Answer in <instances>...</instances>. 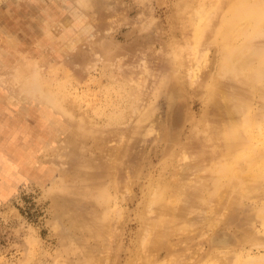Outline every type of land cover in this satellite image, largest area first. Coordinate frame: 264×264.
<instances>
[{
    "label": "rangeland",
    "instance_id": "rangeland-1",
    "mask_svg": "<svg viewBox=\"0 0 264 264\" xmlns=\"http://www.w3.org/2000/svg\"><path fill=\"white\" fill-rule=\"evenodd\" d=\"M222 1L225 9L212 30L216 42L209 47L216 64L193 96L187 70L191 59L177 76L169 72L171 55L184 38L179 28L185 22L177 10L182 0H0V264H129L144 227L146 197L164 174L169 181L185 165L182 152L193 146L188 156L193 165L201 164L195 172L203 176L215 163L209 145L219 131L211 90L219 81L239 103L238 153L254 151L253 167L256 163L264 173V30L255 31L264 18V0H248L259 11L247 16L231 43L251 47L237 77L223 73L232 58L219 45L223 47L222 31L232 14ZM186 36L190 39V33ZM31 66L37 74L23 78L22 71ZM248 70L256 75L253 83L243 80ZM42 79L63 90L73 120L47 95L24 88L28 82L41 86ZM237 79L245 81L243 93L237 92ZM251 85L259 92L250 94ZM263 209L264 180L234 213L225 211L219 229L232 227L227 232L233 235L237 226L241 234L262 235L264 212L257 213ZM199 214L198 227L205 219ZM213 218L200 228L204 236L191 244L184 236L171 237L153 264H172L173 245L200 251L193 264H264V245L250 244L228 261H206L210 247L203 241Z\"/></svg>",
    "mask_w": 264,
    "mask_h": 264
},
{
    "label": "bare ground",
    "instance_id": "bare-ground-1",
    "mask_svg": "<svg viewBox=\"0 0 264 264\" xmlns=\"http://www.w3.org/2000/svg\"><path fill=\"white\" fill-rule=\"evenodd\" d=\"M226 2L228 3L226 9L228 10L229 13L232 14L231 16L232 21L226 24V26L224 27L222 31V35L224 36L223 47L221 43H220L221 45L219 46H221V50H223L224 48V50L232 58L229 59V61L227 62L226 71L225 70L223 71V73L227 74L224 75V77L231 75L233 72H234V76L237 77V73H239L240 75V71H238V67H239L238 65L240 61L243 59V56H246L247 53L250 51L251 47L247 44L242 48H235L231 43L235 42L233 40L234 38L236 39L237 32L239 31L238 29L240 28L242 29V26L244 27L246 25V23L244 22H247L246 21L248 18L247 16L253 17L254 15L253 13L259 11V6L257 5L249 6L248 0H226ZM223 9H225V7H223L222 0H182L181 4H179L178 6L177 9L178 15H180L179 13L182 14V17L178 19L179 20L181 19L183 22H185L183 24L185 25L188 24V26H186L187 27L186 28L184 25V27L182 26L181 28H179L180 29L179 33H181L180 31H182L184 38L182 37L183 39L182 41L179 42L180 45L178 47H177L178 44H176L175 47L177 48L174 49L171 55V60L169 62V66H170L169 72L172 73L174 77L177 76V74H180L181 71H183L187 67L186 65L187 59L190 58L191 61L193 62V66L191 68L187 67V70L190 69L189 77L191 78L192 81L191 84L193 88L192 89L193 96L194 95L196 96L197 92H200V90L203 89V82H204L203 80L206 78V75H208L207 73L210 65L212 64V66H214L216 64V58L214 62H212L209 58V53H210L209 49L211 48V45H215L214 43L216 42V40L214 39V33H212V30H214L216 25V22L214 20H216L215 19L216 16L218 17L217 15L218 13L220 12L222 13ZM19 26H21V24ZM180 26L181 25H179V27ZM263 30H264V18L259 25L255 26L256 34L257 33L261 34ZM189 33H190V39H186L187 37L189 38V36H186ZM239 33L241 34V32ZM32 53L34 52L32 51ZM240 67L242 69V66ZM248 67H245L244 70H246ZM34 68L35 67L33 66L25 68L22 71L21 76L24 78L27 75L35 72ZM219 68L221 67L219 66ZM35 73L37 74V72ZM244 74L245 75L243 80H245L246 82L249 80L252 81V78L256 76L255 74L250 72V70L246 71ZM215 78L217 79L218 77ZM235 81L239 87L237 92L241 91V93H243L245 81L241 82L239 79ZM49 82L51 83V80L42 79V83L40 86V93L42 95H47L50 98L49 101L51 102V104L63 110L65 112V115L71 120H73L74 119L73 113L70 110L65 109V103L67 101V97L64 95L63 90L60 87L57 88L56 90L52 89ZM174 82L175 84H179V81L177 79ZM220 84L221 81H219V84L217 86L216 85L212 86L213 88L211 90V94L214 103L216 105L215 108L212 110L213 111L212 114H214L215 116V121L217 126L216 129H218L219 131V137L216 138L217 139L216 142L213 145H209L210 153H212L211 154L212 157L215 155L214 157L215 159L212 158L214 160L213 162L215 163L212 165V168H210L209 170H207L208 169L207 165L206 166L204 165L207 168L206 170L210 172H207L206 176H203L201 173L199 174L198 172L199 170L197 171L198 173L195 172V169L197 168L196 167L197 163L193 165V163L195 162L190 160L188 156L190 152L189 148H192L193 146L188 147V149L182 152L180 157L178 156L180 159H182L181 161L185 160V165L184 166L181 165V167L176 170L173 176H171L172 178L169 179V181H166L164 179L166 175L164 174V176H162L164 181L160 179L158 186L155 187L154 189L152 188L151 189L152 192L150 191L149 195L146 197L145 200L146 205H144V208L142 209L143 212L141 214V218L144 219L143 220L144 227L140 232L141 235H139V240L137 244L138 249H136V252L133 253V257L131 258L129 264H153V259L157 255V252L161 248H164L163 245L165 243L166 244L169 243L170 242L169 239L174 236H179L181 238L184 236L186 238V240L183 239L185 240V243L187 245L191 244L194 238L196 239L197 237L204 236V234L201 233L200 228H204L205 226L204 222L207 223L208 220H211V218H213V216L215 217V219L213 218L211 224L212 227L210 230L211 232L207 234L208 236L206 237L205 241H203L205 242V244H207L210 247V252H208L206 261L211 260L212 262H215L217 260H220L221 258L224 261H228L229 258H233L235 254L237 255L236 251L243 248V246L246 244L248 245L250 244L256 247L264 245V234L261 235L257 233L255 237L251 236L250 232H249L250 235L248 233L244 234L243 232L241 234L239 233L237 226H235L236 229L234 230L233 235H230L228 233L229 232L228 230L232 229V227L222 226V228L219 229L221 225L220 218L225 216V211L232 210V212L234 213L237 204L244 198L252 196L254 194L255 186L260 184L264 180V173L259 171L260 167H258L256 163L253 167V163L251 162L254 159V151L249 154L238 153L241 149L239 143L240 133L236 125L237 115H238L236 111H237V105H239V103H237L236 101L231 99L228 95H226L224 88H222V85L220 86ZM260 85L261 84H259L258 87ZM251 86H252L251 88L252 90L250 94L259 92L258 87L255 88L253 85ZM180 95L181 94H177L175 95V97ZM254 96L257 95L254 94ZM244 104L249 109L248 114L252 116L251 117L252 121L255 122L256 118L254 115H252L253 112L249 107L248 103L244 102ZM210 115L208 116L209 118ZM208 122L210 121H207V123ZM79 123L85 125L83 121H80ZM257 123L255 125L258 130ZM212 125H215L214 122ZM260 132L261 131L259 130L258 133ZM200 136H202V134ZM198 139H196V137L194 139L196 141L195 143L196 145L200 144ZM210 139L211 137H209L206 140L208 141ZM197 140H198V144H197ZM189 141L190 140L188 139V142ZM247 141L250 142V138L247 139L246 142ZM203 146H205V144ZM195 147L198 146H194V148ZM112 151L115 152L114 150ZM192 151L193 150H191V152ZM109 153L111 155L109 154L107 155L112 156V153L110 151ZM206 153L209 152H207L206 150ZM172 155H174V153H172ZM180 159H177L176 162H179L178 160ZM207 160H209V158ZM172 169L175 170L174 168ZM170 172L171 171H169L168 174L171 175ZM120 184H122L121 187L117 184L120 188L124 187L123 183ZM126 186L125 188H127ZM119 190L121 191V189ZM121 193L123 195L122 191ZM263 212L264 209L260 210L257 213L258 214L257 216L258 217L261 216L260 214ZM196 214L204 215L205 217V219H203L204 221L201 220L203 222V223L201 222L202 226L198 227L199 224H197V220H195ZM218 215L219 216L221 215V217H219ZM197 217L200 216L197 215ZM202 217L203 216H201V219ZM114 230L113 233L115 232ZM181 240L182 239H180L179 241L184 243V241ZM183 243H180V245H183ZM183 246H177V245L171 246L172 248L171 254L173 258V262L171 261L172 264H180L182 262L186 264H193L194 262H198L200 260L201 258L200 251L193 252V250H183L185 249L183 248ZM179 252L183 254L181 255ZM171 254L169 255L171 256ZM167 262L169 263L170 261ZM157 264H161V263L159 262Z\"/></svg>",
    "mask_w": 264,
    "mask_h": 264
},
{
    "label": "clouds",
    "instance_id": "clouds-1",
    "mask_svg": "<svg viewBox=\"0 0 264 264\" xmlns=\"http://www.w3.org/2000/svg\"><path fill=\"white\" fill-rule=\"evenodd\" d=\"M24 88L26 89V91H29V92L39 93V91H40V86L39 85H36V84H33L31 82L26 83L24 85Z\"/></svg>",
    "mask_w": 264,
    "mask_h": 264
}]
</instances>
